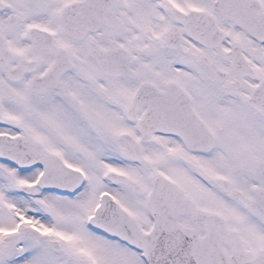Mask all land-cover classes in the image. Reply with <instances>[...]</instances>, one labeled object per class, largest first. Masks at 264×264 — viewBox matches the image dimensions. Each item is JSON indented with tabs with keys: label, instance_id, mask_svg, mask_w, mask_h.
Instances as JSON below:
<instances>
[{
	"label": "snow or ice",
	"instance_id": "obj_1",
	"mask_svg": "<svg viewBox=\"0 0 264 264\" xmlns=\"http://www.w3.org/2000/svg\"><path fill=\"white\" fill-rule=\"evenodd\" d=\"M0 264H264V0H0Z\"/></svg>",
	"mask_w": 264,
	"mask_h": 264
}]
</instances>
